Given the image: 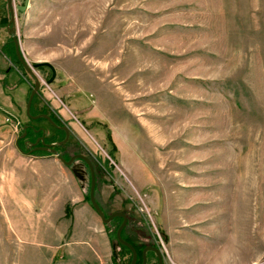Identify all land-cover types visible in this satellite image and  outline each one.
I'll return each mask as SVG.
<instances>
[{
	"label": "rangeland",
	"instance_id": "rangeland-1",
	"mask_svg": "<svg viewBox=\"0 0 264 264\" xmlns=\"http://www.w3.org/2000/svg\"><path fill=\"white\" fill-rule=\"evenodd\" d=\"M25 1L13 0L21 50L29 64L55 67L51 83L49 67L34 70L38 93L97 159L106 216L124 212L126 236L142 252L160 248L164 264L263 263L264 0H29L16 9ZM9 20L0 0L3 52L23 87L2 105L0 264H130L116 237L123 218L102 221L88 175L17 149L35 78L14 54ZM35 124L54 140L46 120ZM147 264H158L155 251Z\"/></svg>",
	"mask_w": 264,
	"mask_h": 264
},
{
	"label": "water",
	"instance_id": "water-1",
	"mask_svg": "<svg viewBox=\"0 0 264 264\" xmlns=\"http://www.w3.org/2000/svg\"><path fill=\"white\" fill-rule=\"evenodd\" d=\"M28 1L29 0H26L24 5H16V9L21 10V11L25 10L27 8ZM7 3H8L9 11H10V20H9L8 25H7V29H8V33L10 34V36H11L13 42H14L15 52H16L17 58L19 59L20 63L23 65V67L35 78V84H34V87L31 90V93L29 95L28 102H27V109H26L27 113L30 115V117L32 119H37L39 117H44L50 123L55 125V123L53 122V120L51 119V117L48 114L32 115L31 112H30V108H31V104H32L33 98L35 97V95L39 94L38 90H39V88L41 86V80L39 79V77L37 76V74L35 73L34 70L37 67H40V66H48V67H50V69L52 71V77H51V79L48 80V83H51L52 80L55 78L56 69L50 62H47V61L34 63L32 65L27 62V60H26V58H25V56H24V54H23V52L21 50L20 40H19V37L17 35L16 25H15V19H16L15 7L13 5V0H7ZM63 128L66 130V139H67V137L69 135V133H68L69 132V127H63ZM65 140H63L62 142H59V143L46 144L44 139H42L43 145L38 147V149L44 150V151H49V152L53 153L54 155H56L63 164H65L68 167H71V169H72V171H73V173L75 174L76 177H78L81 180H84L83 175L80 173V171H82V170L79 169L77 164L74 162L75 161V156L71 157L70 159H65L59 153V151L56 148L53 147V146H57L59 144H62ZM78 156L83 158L86 161V163H87V165L89 167V170H90L91 182H90L89 198H90V203H91L93 209L99 214V216L101 217V219H102V221L104 223H108V222L112 221L117 216H121L123 218L122 223L120 224V226L117 229L116 237H117V240H118V242L120 244L127 246L131 250L132 260H131L130 264H136V262L138 260V253H137V250H136L135 246L131 242L125 240L122 237V231H123V229L126 226L127 221H128L127 215L124 212H122V211H115V212L111 213L110 215L106 216V214H105L103 208L101 207L100 203L98 202V200L96 198V194H95V190H96V175H95V170H94L93 163H92V161L90 160L89 157H87V156H85L83 154H80ZM149 250H153V251L156 252L157 257H158V264H164V259H163V255H162L161 249L156 247V246H146L143 249V252H142V257H143L142 264H147V252ZM260 264H264V262L260 263Z\"/></svg>",
	"mask_w": 264,
	"mask_h": 264
},
{
	"label": "flooded vegetation",
	"instance_id": "flooded-vegetation-1",
	"mask_svg": "<svg viewBox=\"0 0 264 264\" xmlns=\"http://www.w3.org/2000/svg\"><path fill=\"white\" fill-rule=\"evenodd\" d=\"M14 54L16 55L15 46H14ZM39 97H40V94L36 95L33 98V101L31 104V114L32 115L48 114L53 120V122L55 123V125L50 123L44 117H39L37 119H32L31 117H29L28 118L29 120L27 122H24L21 125V131H20L19 137L16 140V145L18 149L22 153H25V154L40 153V152L47 153V154H53L49 151L38 149V147L43 145L42 139H44L46 144L59 143L66 139V130L63 127H68V126L54 110L49 109L48 103L43 98L41 97L39 98ZM36 99H39L40 103L43 106V108L39 109V111H37V109L35 108V104L37 103L35 102ZM40 119L46 120L49 123V125L52 126L53 135L56 136L54 137L53 141H51L49 137H47L45 133V128L43 126L35 124V122H38ZM68 133L69 135L67 139L62 144H59L53 147L56 148L65 159H70L71 157L75 156L74 162L77 164L78 168L82 170L80 171V173L83 175L84 179H86L88 175L90 182H91V174H90L89 167L86 161L83 158L79 157L78 155L83 154L89 157L93 163L94 170H95L97 159L95 160L94 157H92L89 153L85 152L84 148H82V145L79 141L77 140H75V142L70 141L71 138L74 137L70 128H69ZM95 175H96V182H97L98 175H97L96 170H95ZM96 187H97V183H96Z\"/></svg>",
	"mask_w": 264,
	"mask_h": 264
},
{
	"label": "crops",
	"instance_id": "crops-1",
	"mask_svg": "<svg viewBox=\"0 0 264 264\" xmlns=\"http://www.w3.org/2000/svg\"><path fill=\"white\" fill-rule=\"evenodd\" d=\"M2 44L3 43L0 39V81H2V82H0V150L2 149V145H3L2 144L3 140H2V123H1V121H2V117H3L2 115H4V114L2 112L3 111L2 105H3V103L6 102V100H9V99L13 100V102H14V99L11 97V94L6 93V91L14 89L16 95L18 96L19 91L22 90V88H23V87H19V88L16 87V82H17L16 78L18 76V72L14 68V65L12 64L11 58L8 57L7 54L3 52L4 51L3 48L5 47V44H8V43L6 42V43H4V45H2ZM6 80H8V82ZM20 80H21V78H20ZM18 89H19V91H18ZM10 93H12V92H10ZM17 149H18V147H17ZM22 154H25V153H22Z\"/></svg>",
	"mask_w": 264,
	"mask_h": 264
},
{
	"label": "trees",
	"instance_id": "trees-1",
	"mask_svg": "<svg viewBox=\"0 0 264 264\" xmlns=\"http://www.w3.org/2000/svg\"><path fill=\"white\" fill-rule=\"evenodd\" d=\"M96 189H97V187H96ZM87 199H88V201H89V194H88V196H87ZM68 210H69V206H67L66 207V212L68 213ZM105 211V210H104ZM69 214V213H68ZM115 219H116V217L112 220V221H115ZM111 221V222H112ZM118 227H119V225H118ZM122 237L125 239V240H127V241H129V242H131L134 246H135V248H136V250H137V253H138V261H137V263L136 264H141V262H142V246H138V245H136L134 242H133V240L132 239H130V238H128L127 236H126V233H125V228L123 229V231H122ZM120 246H121V248H122V250H125L127 253H129L130 254V261H131V256H132V253H131V250L127 247V246H125V245H122V244H120ZM124 259V258H123Z\"/></svg>",
	"mask_w": 264,
	"mask_h": 264
}]
</instances>
